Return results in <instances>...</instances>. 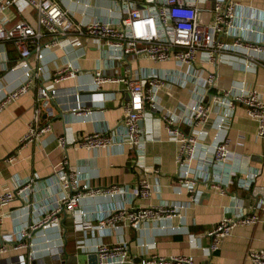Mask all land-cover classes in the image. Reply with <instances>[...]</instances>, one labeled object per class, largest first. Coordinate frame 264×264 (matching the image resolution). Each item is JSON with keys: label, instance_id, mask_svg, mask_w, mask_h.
<instances>
[{"label": "built area", "instance_id": "2783aa9c", "mask_svg": "<svg viewBox=\"0 0 264 264\" xmlns=\"http://www.w3.org/2000/svg\"><path fill=\"white\" fill-rule=\"evenodd\" d=\"M206 1L0 0V45L7 43L16 53V60L10 63L5 48L0 50V72L16 76L12 87L0 85V111L35 90L34 115L19 147L39 142L52 132L51 123H41V114L51 117L61 84L83 73L80 65L66 63L44 75L45 57L56 49L81 50V57L90 48L105 53L104 59H95L86 70L90 79L88 90L98 97L99 109L109 98H115L114 94L104 92L105 86L122 85L128 97L119 103L124 114L113 128L99 124L91 133L81 135H73L64 128L55 143L62 157L42 185L32 178L17 180L13 190L0 192V264H67L64 222L80 235L74 254H94L96 264H198L193 256L182 253L153 255L135 263L129 245L122 240L97 241L93 246L85 243L88 232H96L103 239L111 237L112 232L137 231L142 224L156 225L165 231L168 229L165 221L183 220V212L193 202L199 183L209 185L221 195L233 186L254 199L248 211L240 208L239 216L223 217L205 232L209 240L204 248L206 254L215 251L234 228L254 226L260 221L264 186L256 183L259 172L250 171L249 165L241 172V159L231 151L228 126L219 127L220 133L207 145L203 143L201 128L212 112L205 99L216 90L210 96L211 102L225 101L231 112L242 107L247 118L256 123L257 137L264 139V98L254 88L219 89L217 72L219 65L228 63V58L245 71L264 68V10L242 6L235 0H216L213 10L208 11ZM70 5L80 10L83 17L86 10H96V14L79 21ZM11 8L18 13L24 8L30 10L33 20L11 23L7 15ZM137 59L154 64L171 63L172 67L140 69L135 73L131 62ZM174 87L190 89L191 98L167 108L160 97L163 94L172 97ZM67 89L75 104L72 114L88 118L92 111L80 104L84 88ZM152 115H157L163 124L167 141L176 145L173 188L177 195H186L189 204L165 200L150 203L160 192V172L146 165L147 142L141 135L139 122ZM238 140L241 147L240 136ZM70 147L86 151L126 148L132 153L129 165L137 174L134 185L93 188L81 182L78 172L69 167L66 152ZM5 161L14 163L16 155L10 154ZM36 193L42 198H35ZM96 198L117 201L88 213L80 208L84 200ZM14 201L20 205L3 212L2 208ZM137 201L146 204L137 206ZM5 219L16 221L6 233L1 230ZM181 228L171 227L169 232L178 234ZM152 247L154 243L150 244ZM9 253L13 256H7ZM246 261L264 264V248L249 251Z\"/></svg>", "mask_w": 264, "mask_h": 264}, {"label": "crops", "instance_id": "0c3cea01", "mask_svg": "<svg viewBox=\"0 0 264 264\" xmlns=\"http://www.w3.org/2000/svg\"><path fill=\"white\" fill-rule=\"evenodd\" d=\"M235 1L242 6L264 10V0ZM69 7L73 9L72 5ZM71 12L79 21H84L90 15L96 14V10H86L85 17H83L80 10L73 9ZM7 15L11 23L23 19L33 20V13L26 8L21 13L11 8ZM4 48L9 56V62H14L16 53L12 47L7 43L4 46L0 45V50ZM90 49L82 57L80 56L81 50L76 49H56L45 57L44 75L54 72L66 63L73 66L80 65L84 69L82 74L79 73L74 79L61 84L57 99L52 105L53 115L47 117L44 112L41 114V123H51L52 132L44 135L39 142L19 147V141L26 133L28 124L34 115L35 90H30L0 111V192L13 190L17 180L32 178L42 185L44 180L51 176L54 165L62 157V153L55 148V143L56 139L63 134L64 128H68L73 135L87 134L99 124L113 128L123 117L124 112L119 103L127 97L124 93V86H105L104 92L114 94L115 98H109L103 104L102 109L97 107L98 97L88 90L90 79L86 70L92 67L95 59L106 57L103 51ZM229 61L231 62V59L228 58V63L218 66V88H254L264 98V68L245 71L232 62L230 64ZM108 65L111 64L108 62ZM131 67L135 73H138L140 69L171 68L172 64H154L146 59H137L131 62ZM43 77L42 75L41 78ZM15 78V75L0 72V85L8 89L16 83ZM79 86L85 90L80 97L81 107L92 111L88 118L82 115L76 116L71 112L75 104L73 98L67 94L69 92L67 88ZM189 90L171 88L173 96L168 97L163 94L160 97L161 103L167 108H174L179 101H188L191 98ZM215 93L216 90H212L206 97L208 98L206 103L210 104L212 112L201 128L204 133L203 143L211 144L220 133L218 128L228 126L231 151L237 153L236 155L241 159V172L244 173L247 170L246 166L249 165L250 171L259 172L256 183L264 186V139L257 137L256 123L247 118L242 107H237L234 112H231L225 101L219 104L212 103L210 96ZM152 116L139 122L141 135L147 142L144 151L146 165L155 167L160 172L158 177L160 192L151 199L150 203L157 204L165 200L166 202L189 204L191 201L187 199V196L177 195L173 188L176 183L174 178L177 169L176 145L167 141V133L157 115ZM183 129L190 132L189 129ZM239 136L241 147L237 145ZM10 154L16 155V161L12 164L5 161ZM66 155L69 167L78 172L79 180L83 183L87 182L93 188H107L112 184L131 187L137 179L136 171L129 165L132 153L126 148L86 151L70 147ZM150 180L153 181V177H150ZM36 196L42 198L40 193H36L34 197ZM114 201L117 200L107 198L84 200L80 208L88 213L101 206L114 203ZM135 204L144 206L146 202L137 201ZM253 204L254 199L236 187H230L227 194L221 195L209 185L199 183L193 202L183 212V220L174 218L165 221L168 228L165 231H160L156 225L142 224L137 231L112 232L111 237L103 239H100L96 232H88L85 244L93 246L97 241L122 240L129 245L131 259L135 263L153 255L170 256L182 253L193 256L198 264H248L246 254L249 251L264 248V211L259 213L260 221L256 225L234 228L230 235L223 239L218 248L210 254L204 252V248H207L209 244L205 232L212 229L223 217H237L240 215V208L248 211ZM19 205L18 201H14L2 210L3 212L14 210ZM15 223L13 219H5L1 228L2 232H10ZM64 225L66 227L65 246L69 256L74 254L75 241L80 235L71 230L69 223L64 222ZM171 227H182V231L172 234L169 232ZM153 243L154 247L150 248V244ZM146 245L149 247H143ZM9 255L13 256V253L7 256Z\"/></svg>", "mask_w": 264, "mask_h": 264}, {"label": "rangeland", "instance_id": "374dc122", "mask_svg": "<svg viewBox=\"0 0 264 264\" xmlns=\"http://www.w3.org/2000/svg\"><path fill=\"white\" fill-rule=\"evenodd\" d=\"M216 0H207L205 7L208 11L213 10ZM128 99V97H126ZM208 101V98L205 99V102ZM67 264H86V255L85 254H72L68 256Z\"/></svg>", "mask_w": 264, "mask_h": 264}, {"label": "water", "instance_id": "95a60500", "mask_svg": "<svg viewBox=\"0 0 264 264\" xmlns=\"http://www.w3.org/2000/svg\"><path fill=\"white\" fill-rule=\"evenodd\" d=\"M86 255V264H96V256L94 254H85Z\"/></svg>", "mask_w": 264, "mask_h": 264}, {"label": "trees", "instance_id": "16d2710c", "mask_svg": "<svg viewBox=\"0 0 264 264\" xmlns=\"http://www.w3.org/2000/svg\"><path fill=\"white\" fill-rule=\"evenodd\" d=\"M11 46V45H10ZM12 47V46H11ZM13 50V49H12ZM68 242H69V240H68ZM67 251V250H66ZM68 252V251H67Z\"/></svg>", "mask_w": 264, "mask_h": 264}]
</instances>
